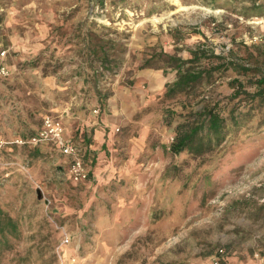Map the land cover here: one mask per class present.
I'll return each instance as SVG.
<instances>
[{"label": "rangeland", "instance_id": "1", "mask_svg": "<svg viewBox=\"0 0 264 264\" xmlns=\"http://www.w3.org/2000/svg\"><path fill=\"white\" fill-rule=\"evenodd\" d=\"M249 5L0 0L10 70L0 78V264H264V128L248 124L196 159L167 150L185 106L225 102L234 75L166 100L174 71L155 59L139 67L159 49L186 58L199 44L264 54V13L235 11ZM90 33L108 70L88 55ZM44 115L84 139L86 181L72 182L49 145L9 143Z\"/></svg>", "mask_w": 264, "mask_h": 264}, {"label": "trees", "instance_id": "2", "mask_svg": "<svg viewBox=\"0 0 264 264\" xmlns=\"http://www.w3.org/2000/svg\"><path fill=\"white\" fill-rule=\"evenodd\" d=\"M249 2V6L235 11L245 17L261 16L264 13V0ZM89 4L101 10L104 0H89ZM89 36L88 41L93 43L88 45V55L99 60L100 67L108 70L107 65L111 61L107 59L105 47L98 45L99 39H94L95 34L90 33ZM241 46L237 45L235 50L228 49L224 56L199 44L188 50L186 58L159 49L149 55L150 57L142 59L140 68L152 67L155 59L174 71V79L164 84L161 93L166 100L178 95H199L197 88L213 84L217 77L227 74L226 72L234 75L227 81L231 92L225 97V102L218 99H197L200 107L185 106L179 113L180 120L172 129L173 136L167 149L170 154H185L191 159L200 158L220 149L227 135L248 124L255 131L264 128V54L254 53L246 45ZM240 48L242 53L238 54ZM166 113L176 114L169 110Z\"/></svg>", "mask_w": 264, "mask_h": 264}, {"label": "built area", "instance_id": "3", "mask_svg": "<svg viewBox=\"0 0 264 264\" xmlns=\"http://www.w3.org/2000/svg\"><path fill=\"white\" fill-rule=\"evenodd\" d=\"M101 11V10H100ZM6 50L0 49V78L7 77L10 73L5 62ZM96 112V109L93 110ZM10 144L16 145H49L51 149L58 152L66 160L67 176L72 182H84L89 177V172L83 163L84 151L77 143L65 137L62 121L59 117L44 115L41 117L40 125L30 135L21 138H12ZM4 141L0 140V148ZM212 264H219L214 258Z\"/></svg>", "mask_w": 264, "mask_h": 264}, {"label": "crops", "instance_id": "4", "mask_svg": "<svg viewBox=\"0 0 264 264\" xmlns=\"http://www.w3.org/2000/svg\"><path fill=\"white\" fill-rule=\"evenodd\" d=\"M112 106V105H111ZM110 112H111V110H110ZM105 119V118H104ZM105 120H107L108 121V119H105ZM63 123V122H62ZM63 128H64V135H65V137H67V138H70L71 140H73L75 143H77L78 144V146H80L81 148H82V150L84 151V155H85V152H86V144L84 143V139L82 138H79V137H74L73 135H71V133H68L67 132V129L63 126ZM99 133H100V130L98 131ZM46 145V144H45ZM88 147H91V145L90 144H88L87 145ZM83 163H84V160H83ZM84 166H85V168L88 170V172L90 173L91 171H90V168L89 167H87L86 166V164L84 163Z\"/></svg>", "mask_w": 264, "mask_h": 264}]
</instances>
